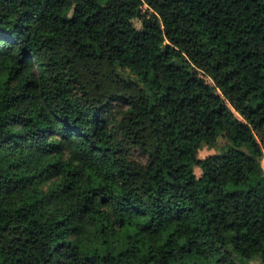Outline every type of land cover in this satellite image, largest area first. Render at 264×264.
<instances>
[{
	"label": "trees",
	"instance_id": "trees-1",
	"mask_svg": "<svg viewBox=\"0 0 264 264\" xmlns=\"http://www.w3.org/2000/svg\"><path fill=\"white\" fill-rule=\"evenodd\" d=\"M263 156L264 0H0V264H264Z\"/></svg>",
	"mask_w": 264,
	"mask_h": 264
},
{
	"label": "rangeland",
	"instance_id": "rangeland-1",
	"mask_svg": "<svg viewBox=\"0 0 264 264\" xmlns=\"http://www.w3.org/2000/svg\"><path fill=\"white\" fill-rule=\"evenodd\" d=\"M134 25L137 28L141 27V24L137 21L134 20ZM230 147H232V144L228 142L223 136H219L214 142L212 143H203L201 145V148L198 151V156L199 158H204L209 155H214V154H221L227 151ZM241 149L247 153L251 154V151L248 149L247 146H241ZM260 163L264 172V156L260 159ZM194 171L197 176L200 175V169L198 167L194 168ZM250 264H261L260 260L258 258H254L250 261Z\"/></svg>",
	"mask_w": 264,
	"mask_h": 264
}]
</instances>
